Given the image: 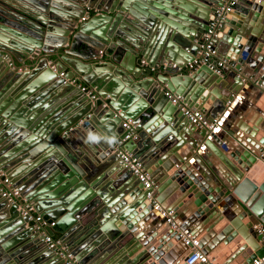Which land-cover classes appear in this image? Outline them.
Returning <instances> with one entry per match:
<instances>
[{
  "label": "water",
  "instance_id": "water-1",
  "mask_svg": "<svg viewBox=\"0 0 264 264\" xmlns=\"http://www.w3.org/2000/svg\"><path fill=\"white\" fill-rule=\"evenodd\" d=\"M226 1L0 0V54L12 62L22 54L35 62L32 72L17 75L16 87L8 80L0 83V168L35 213L56 221V229L45 228V233H59V244L77 264H105L109 248L122 242L119 256L134 255L123 264H187L190 254L174 262L167 252L172 238L185 245L181 236L195 238L194 232L168 223L166 234L152 244V234H134L135 209L143 218L154 210L147 192L153 191L154 202L164 208L163 191L171 182L194 196L200 222L210 223V228V220L218 215L219 222L225 213V202L234 200L240 207L237 221L231 220L220 235L222 244L236 242L238 248L221 264H249L264 253L262 237L254 229L264 226V181L256 184L246 176L264 162V138L251 128L243 141L241 134L233 136L218 125L238 145L229 149L216 129L189 125L181 110H197L212 123L224 115L230 97L244 89L243 76L253 79L259 95L264 94V4L253 0L235 2L214 31L215 52L229 49L222 59L235 61V68L217 73L221 57L208 56L192 72L185 69L199 58L202 35ZM85 15L88 20L80 21ZM258 19L262 25L254 27ZM103 53L106 61L98 66ZM51 57L57 63H49ZM140 60L145 65L138 67ZM0 63L10 69L2 56ZM244 63L252 65L254 74L241 71ZM65 65L73 72H66ZM92 65L98 69L95 73ZM75 74L83 77L80 82ZM81 83L109 87L108 101L94 103ZM214 86L226 90L205 93ZM166 92L178 96L179 103ZM207 100L213 104L210 110L204 106ZM128 120L136 139L124 141ZM253 139L262 145L258 152L248 146H254ZM185 144L188 149L180 156L177 151ZM203 149L213 150L224 169L215 167ZM120 152L140 163L154 188L143 189L120 160ZM196 157L216 181L188 170ZM4 211L14 224L3 228L0 220V264H66L17 204L0 203ZM243 219L245 230L237 225ZM246 232L259 248L240 244L238 236L251 238ZM208 260L218 264L214 256Z\"/></svg>",
  "mask_w": 264,
  "mask_h": 264
},
{
  "label": "crops",
  "instance_id": "crops-1",
  "mask_svg": "<svg viewBox=\"0 0 264 264\" xmlns=\"http://www.w3.org/2000/svg\"><path fill=\"white\" fill-rule=\"evenodd\" d=\"M16 1H20V0H16ZM89 17L90 16L88 15V18ZM239 18L240 17H238V20ZM254 25H255L254 27H258L262 25L261 20L258 19ZM230 52L231 51L229 49L225 51L224 49L221 48L220 53L216 52L215 56L216 57L218 56L219 58L221 57L222 59L221 54H225V53L230 54ZM0 56L5 58L7 61V64L10 66V69L8 70V68H6L5 65L0 63V83L3 80H8L10 81V83H12L11 84L12 87H16L15 85L18 81L17 75L21 74L22 72H32V70H34L33 67L35 65V62L33 61V59L23 54L19 55L18 59H14L13 62L6 55L0 54ZM104 61H106V57L103 53V56L96 61V64L98 66L103 65ZM231 61L232 60H230V62ZM233 62L234 61H232V63ZM49 63L51 64L57 63V59L54 57H51ZM136 64L138 67L145 65L141 63V60H140V64L138 63ZM251 66H252L251 64L244 63L243 66L241 67V71L245 72V74L247 75L254 74L255 71ZM91 67L94 73H95V70H98V69L93 68V65ZM65 68H66L65 70L66 72L67 71L73 72L72 67L70 68V66L65 65ZM234 68H235V65L227 69L233 70ZM183 73L185 72L183 71ZM155 74L158 75L159 71L156 72ZM14 77H16V79L15 81H12ZM243 77L246 79L244 89L239 91L237 94L233 95V97H230L232 98V101L227 103L226 111L224 115L222 116L218 115L213 121L217 124V126L221 125L222 129L225 128V130L227 129V131L232 132L233 136H238L241 134L240 138L243 141H246L245 137L247 135V132L250 131L251 128L257 129V136L259 138H264V94H262L261 96L259 95L260 94L259 88L256 86V83H254L253 79H250L247 76H243ZM82 78H83L82 76L75 74L74 80L76 81L78 80V82H80ZM30 81L31 79L27 82V84ZM80 85L81 87H83L84 84L81 83ZM86 88L88 91H91L96 96V100L94 101V103L98 104L99 100L108 101L109 95L111 92L109 87H105L104 89H98L99 88L98 85L94 86V84H92V85H86ZM225 90L226 88L220 89V86H214L210 89L209 87L208 89H205V93L209 95L210 92H216L217 94L220 95V93L222 91L225 92ZM98 92L103 93V96L102 95L100 96ZM205 93L202 96H204ZM223 96L226 98L225 95ZM199 101L200 100L198 99V102ZM212 105H213L212 101L207 100L204 106L205 108H208L210 110ZM171 129H174V127H172ZM216 130L218 132L217 136H219L221 139H223L227 143L229 149L238 148V145L235 142H233L232 139L229 137V134H228L229 132L224 133L218 127H216ZM253 140H254V146H252L251 144H248V146L253 151L258 152L257 148L260 146L262 147V145L259 144L257 139H253ZM200 145L201 144L199 143L198 148L200 147ZM187 149H188V146L187 144H185L182 147H180V149L177 151V154L179 155L185 154ZM201 151H202L201 153H203L209 158V160L211 161L212 164H214L215 167H217L218 169H224L223 168L224 165L222 164L221 161L218 160L217 158L218 156L215 154L213 150L206 149V151H204L203 149ZM171 158L172 157L170 156V160ZM196 159L197 160H194V162H190L191 164H189L188 170L194 176H201L202 178L204 177L210 178L211 180L213 177L211 175L209 167L199 158L196 157ZM257 166H260L262 168V174H259L258 175L259 177H257V174H252L251 172L252 170H250L249 173L246 174V176H248L256 184L264 181V168H263L264 162L258 163ZM172 185H174V182H171V185L166 187V189H164L163 191L165 195L163 199V206L165 209L160 206L161 210L165 212L166 216L174 222L175 224V226L173 227L174 229H176L177 226H182L184 227L185 230H190L196 234L194 239L198 240L199 251L203 253L206 256V258L210 259L214 256L218 264L223 263L231 254L235 252V250L238 247L235 246L236 242H231L228 245L222 244L220 240L221 239L220 235H222L221 233L226 227H228L230 224H233L231 220L237 221V218H239V215L241 213L240 207L234 200L225 202L224 207H223L224 212L229 217H232V218L231 219L227 218L226 214L223 213L220 217V221L217 222L216 217L218 215H216L213 217L212 220H210V222L214 223V226L210 228L208 227L210 223L207 225H204L203 221L200 222L202 218L198 214V208L194 204V196L189 197V195L187 194V191L181 192L180 191L181 185H178L176 183H175V187H172ZM2 202L3 204L6 203L0 197V203ZM3 209L8 210V206H5ZM169 209L173 211H171V213L170 212L167 213L166 211ZM1 212H0V216L5 214ZM4 212H6L5 214L6 217H3L0 219L1 221H3L2 227L3 228L11 227L14 224V221H12L11 220L12 218H10V216L7 215L8 214L7 211H4ZM140 214H141V211L139 208L135 209L134 213L132 214V218L137 219V223L135 227L137 230L135 231L134 234L135 235L136 234L146 235V233H150L152 234L150 236L152 240L149 243L151 244L157 243L158 240L162 236H164L166 232L169 230L167 220L159 211H156V210H152L150 213H148V215L145 218L140 217ZM245 220L246 219L239 220V223L237 224V225H240V227H242L244 230H245ZM222 222H225V223L222 224ZM234 227L235 226L233 225L232 228ZM34 229H36L35 226H34ZM40 231L43 233L45 232L42 230ZM247 235L250 236V233H247ZM54 236H56V240L60 241L61 235L59 233L56 232ZM237 238L239 239L240 244H246L248 245L247 247H250V249L252 250L259 248L257 241L252 237L249 238V240L253 243L252 245L249 244L250 243L249 241H245L243 237L241 238L240 236H238ZM27 242H29V240H27ZM180 242L181 241L179 240V238L178 239L172 238L171 244L173 245V247L169 249V251L167 252V254H169L170 258L174 262H180L184 260V258L189 256L190 248H188V246L186 245H183V244L181 245ZM124 244L125 242H122L121 244H118L116 248L110 247L109 248L110 253L107 254V257L105 258L104 263L105 264L107 263L108 264H123L126 262L127 259L131 260L134 257V255L131 256L130 258L119 256V253L122 251ZM231 264H235V263H231Z\"/></svg>",
  "mask_w": 264,
  "mask_h": 264
},
{
  "label": "built area",
  "instance_id": "built-area-1",
  "mask_svg": "<svg viewBox=\"0 0 264 264\" xmlns=\"http://www.w3.org/2000/svg\"><path fill=\"white\" fill-rule=\"evenodd\" d=\"M237 1L238 0H227L225 6L217 11L216 16L210 22L208 30L202 35V44L200 45L201 51L199 53V58L185 68L189 73L192 72L200 64H205L208 56H215L216 52L213 43L214 31L217 27L220 26V21L224 18V14L230 12L232 6ZM253 1L257 4H264V0ZM86 19H88V15L81 18L80 21H85ZM141 63L145 64L143 61H141ZM234 65H236L235 61L232 63V61L230 62V60L221 59L216 63V72L219 73L222 69H227L229 67H233ZM81 90L84 91L92 101L96 100V96L91 91H88L86 87H81ZM165 95L169 98H172L173 103H179L180 101V98L178 96H172L168 92H166ZM181 110L188 122L194 125L196 128L206 129L207 131L216 129L217 124L214 121L212 123H208L201 112L192 110L187 107H182ZM123 127L128 131L124 138V141L129 139H136L134 126L129 120L124 122ZM119 158L138 179L144 190H149L150 188L155 187L149 175L142 169L140 163L129 153L120 152ZM146 196L147 199L151 201L153 209L159 211L164 217H167L165 212L161 210L160 206L156 202H154L153 191L147 192ZM0 197L6 200V202L10 206L17 204L21 215L27 216L29 224L35 226L39 231H45V228L56 229V221L43 218L41 215L35 213L33 206L25 202L20 191L12 185L6 173L1 168ZM167 222L171 225L172 228L175 226L174 222L170 220V218L167 219ZM254 229L257 234L261 235L262 241L264 243V226L258 225L254 227ZM44 235V241L47 244L48 248L55 251L59 256L65 258L67 260L66 264H77L76 260L69 253L65 246L59 244V241L54 239L52 236H49L46 233ZM181 238L184 241V244L188 246V248H190L191 257L188 259L187 264H193L195 262H199L200 264H214L212 263V261L208 260L203 253L199 251L198 240L185 235L181 236ZM249 264H264V253L262 254V256L252 259Z\"/></svg>",
  "mask_w": 264,
  "mask_h": 264
},
{
  "label": "bare ground",
  "instance_id": "bare-ground-1",
  "mask_svg": "<svg viewBox=\"0 0 264 264\" xmlns=\"http://www.w3.org/2000/svg\"><path fill=\"white\" fill-rule=\"evenodd\" d=\"M261 171H262V168H261L260 166H258V168H257L256 171H255V174L259 175V174L262 173ZM246 239H247V241H249L248 238H246ZM189 254H190V252H189Z\"/></svg>",
  "mask_w": 264,
  "mask_h": 264
},
{
  "label": "trees",
  "instance_id": "trees-1",
  "mask_svg": "<svg viewBox=\"0 0 264 264\" xmlns=\"http://www.w3.org/2000/svg\"><path fill=\"white\" fill-rule=\"evenodd\" d=\"M54 239H56V236H53Z\"/></svg>",
  "mask_w": 264,
  "mask_h": 264
}]
</instances>
